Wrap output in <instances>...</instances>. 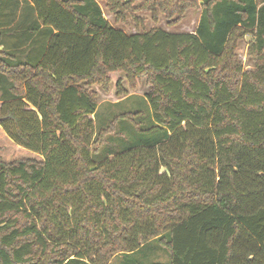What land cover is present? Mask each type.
<instances>
[{"label": "trees", "instance_id": "trees-1", "mask_svg": "<svg viewBox=\"0 0 264 264\" xmlns=\"http://www.w3.org/2000/svg\"><path fill=\"white\" fill-rule=\"evenodd\" d=\"M199 1L0 0V127L41 157H0V264H140L151 241L165 264H264V0ZM190 8V33L138 15ZM141 80L147 120L95 128L91 86Z\"/></svg>", "mask_w": 264, "mask_h": 264}, {"label": "rangeland", "instance_id": "rangeland-1", "mask_svg": "<svg viewBox=\"0 0 264 264\" xmlns=\"http://www.w3.org/2000/svg\"><path fill=\"white\" fill-rule=\"evenodd\" d=\"M128 1V0H125ZM134 4H138L141 0H132ZM199 1V0H195ZM200 2V1H199ZM99 6L102 9L103 17L113 26L122 29L127 34L135 33L136 28L134 27L132 22L128 23V26L124 25H116L113 23L112 15L105 9L103 2H99ZM140 18H143V30H149L151 28H161L166 31L170 32H194L195 28L197 27L200 11L196 8H190L186 11L183 17L175 24V25H168L167 20L160 14L158 15V20L153 21L151 19L150 13L148 11H142L138 13ZM252 41V36L250 34L245 35L241 39L237 40L235 46V55L240 62L242 68L244 70H252L254 68V64L252 59L248 55V44ZM123 86L127 90V95L121 98L115 95L114 85L110 83L109 88L107 91H104L98 85H92L91 88L97 94V101H98V108L97 114L94 116L93 122L94 126H105L109 123L110 120L113 119L115 115L126 113L128 109L132 110L139 109L143 112V116L140 117V114L128 116V119L125 121L130 122L132 125L138 127L140 126L141 119L147 120L149 117V106L146 101H144L142 108L137 107L134 108L135 104L131 99L134 95L141 96L147 90V86L144 80L138 82L137 87L135 90H132L128 87L126 81L123 82ZM133 106V108H131ZM148 115V116H147ZM91 118H93L91 116ZM133 120V121H131ZM118 128L115 130L116 133L120 131H124L128 133V136H131V132L126 125L119 128V123L116 124ZM111 137V136H110ZM112 142L119 143L120 138L111 137ZM123 145V143H121ZM117 145V146H121ZM109 147H102L103 150H107ZM0 157L5 162H12L19 159H34V160H41V157L33 153L27 149L20 147L19 145L15 144L12 140H10L3 130L0 127ZM145 251H143V255L137 256V261L140 264H155V263H168L169 262V255L166 251H164L158 243L155 241L147 242L144 246ZM143 249V250H144ZM123 257L122 255H115L110 258L107 264H122Z\"/></svg>", "mask_w": 264, "mask_h": 264}]
</instances>
